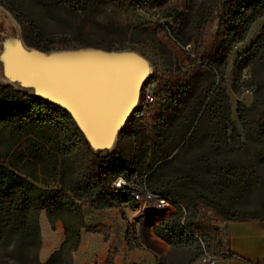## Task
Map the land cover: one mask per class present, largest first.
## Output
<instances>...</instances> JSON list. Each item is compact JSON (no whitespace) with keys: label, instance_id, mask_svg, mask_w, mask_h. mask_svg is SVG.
<instances>
[{"label":"trees","instance_id":"obj_1","mask_svg":"<svg viewBox=\"0 0 264 264\" xmlns=\"http://www.w3.org/2000/svg\"><path fill=\"white\" fill-rule=\"evenodd\" d=\"M116 1L127 2L130 8L143 11L161 8L165 3V0H109L112 4ZM37 2L45 7L62 8L73 13H85L90 5L89 0ZM217 7L213 19L218 20V32L205 35L201 32L193 57L199 61L196 64L197 71L204 70L212 76L216 67L217 76L221 77L230 44L241 41L252 22L264 15V0H219ZM167 9L173 20L178 22L177 25L183 26L185 14L190 10L189 0H174ZM20 36L27 47L45 52L79 47H102L106 50L127 48L119 42L103 46L44 42L33 37L23 25ZM220 38L222 43L219 42ZM190 40L187 38L182 41L181 46ZM219 43L223 48L218 47ZM261 55H264V24L252 45L236 56L234 71L240 72ZM187 76L184 74L178 79L183 82ZM161 78L157 70L147 78L155 83V98L156 90L160 94L165 92L167 96L171 86L177 82L163 81ZM222 87L223 79L217 88ZM213 93L212 87H209L197 99L179 138H172L168 143L162 139L163 125L159 126L156 115H148L154 102L140 120L131 115L127 118L117 135L113 150L108 153L94 152L63 108L10 84H0V256L15 264H40L41 213H44L50 224L59 221L64 232L62 244L43 264H73L72 256L79 246L82 231L101 236L105 241L110 237L113 240L119 239V225H87L84 209L94 212L111 208L120 210L122 205L132 203L127 192H109L112 180L119 175L128 179L132 176L139 178V174L146 173L142 178L145 186L146 175L150 177L159 174L162 168L171 163L169 161L175 156L176 148L192 137L199 119L204 120L205 125L198 131L197 143H227L230 135L238 131L237 124H240L241 129L250 132L264 147V111L256 117L251 104L245 105L238 101L233 120L228 95L224 94L220 105ZM221 108L224 109L223 116L218 112ZM147 115L154 119L151 124L145 122ZM124 138L128 143L127 149L121 147ZM219 149L214 148V153H219ZM202 160L189 170V174L183 172L180 176L170 177L163 182L161 190L150 192L174 202V214L154 224L153 234L170 249L185 250L187 264L200 259L204 253L212 254L219 242L221 225L228 222L264 221V212L243 214L230 211L224 205L213 203L198 193L195 190V185L201 182L198 174H206L211 178L213 173L217 188H232L235 194L239 192L241 183L249 179L244 171L242 179L237 180V168L234 166L219 167ZM208 185L204 187L209 188ZM132 235L129 227L123 232L127 249L132 248ZM117 254V247H112L104 264H115ZM214 255L218 257L222 254ZM155 264L175 263L161 255L155 259Z\"/></svg>","mask_w":264,"mask_h":264},{"label":"rangeland","instance_id":"obj_2","mask_svg":"<svg viewBox=\"0 0 264 264\" xmlns=\"http://www.w3.org/2000/svg\"><path fill=\"white\" fill-rule=\"evenodd\" d=\"M218 1L189 0L190 10L185 14L186 20L182 26V24L177 25L178 22L173 20L167 9L174 0H165L161 8L148 11L130 8L127 2L116 1L112 4L109 0H89L90 5L85 13L45 7L37 0H0V39L9 31L21 33L23 25L33 37H38L44 42L72 46L84 44L103 46L119 42L126 45V49L140 53L149 61L151 73L157 70L163 81L177 80L175 85L171 86V92L167 93V96L165 92L160 94L159 90H156L155 104L148 114L156 115L159 126L163 125L162 139L168 143L172 138H179L190 118L191 108L209 87H212L213 94L218 98L217 103H221L220 105H222L224 94L228 95L233 120H235L234 110L238 101L245 105L251 104L255 109L256 117L264 111V55L253 60L238 73L233 69L236 56L246 51L261 31L264 15L252 22L241 41L230 44L221 77L217 76L214 65L212 76L204 70L196 69L199 61L193 55L199 34L218 32V20L213 19L218 8ZM204 18L206 20L201 28ZM187 38L191 40L181 46L182 41ZM221 41L222 38L219 42ZM218 47L223 48V45L219 43ZM184 74L188 75L187 82L178 79ZM168 77L171 78L167 80ZM221 79H223V87L217 88ZM6 82L0 73V84H6ZM14 87L17 89L16 86ZM22 91L30 93L28 90L22 89ZM218 112L223 116L224 109L221 108ZM148 115L145 122L151 124L154 119ZM203 124L204 120L197 121L192 137L176 148V154L167 167L162 168L159 174L154 176L146 175L144 188L149 192L159 191L165 180L180 176L183 172L189 174V170L203 159L201 162H210L219 167L234 166L237 168V180L242 179L244 171L249 175V179L246 183H241L239 194H235L232 188H217L213 173L211 178H208L206 174H198L201 180L200 184L195 185L198 193L209 198L213 203L224 205L230 211L243 214L263 213V145L250 132L241 129L240 124H237L238 131L230 135L227 143L225 141L217 144L200 141L197 143L198 131ZM127 146V142L121 144V147L126 149ZM216 147L220 148L219 153H214ZM0 151L2 152V146ZM145 174H139L141 176L139 178L142 180ZM207 185L209 188L204 187ZM125 208L126 215L120 213L118 209L107 213H96L87 208L84 209V220L87 225L96 223L105 226L119 225L121 232L119 239L113 240L110 237L105 241L101 236L82 231L79 246L72 256L73 264H104L108 253L115 246L118 249L114 259L116 264H155V259L159 257L156 256V252L159 251L161 256L163 244L153 234L154 224L147 223L145 220L146 225L140 226L141 220L137 217L135 205L125 204ZM168 213L163 212L159 217ZM128 227L133 232L130 236L131 249H127L123 241V232ZM39 228L41 246L38 251V262L43 264L62 244L64 232L59 221L53 224L48 223L44 213L39 216ZM199 243L203 250L200 240ZM186 257L187 255L183 256V258ZM0 264L15 263L0 256Z\"/></svg>","mask_w":264,"mask_h":264},{"label":"water","instance_id":"obj_3","mask_svg":"<svg viewBox=\"0 0 264 264\" xmlns=\"http://www.w3.org/2000/svg\"><path fill=\"white\" fill-rule=\"evenodd\" d=\"M0 73L6 84L66 110L89 147L109 153L151 67L131 49L45 52L27 47L20 33L9 31L0 39Z\"/></svg>","mask_w":264,"mask_h":264},{"label":"crops","instance_id":"obj_4","mask_svg":"<svg viewBox=\"0 0 264 264\" xmlns=\"http://www.w3.org/2000/svg\"><path fill=\"white\" fill-rule=\"evenodd\" d=\"M126 140H122V143ZM120 211L126 215L125 205L121 206ZM111 208L96 213H107L115 211ZM175 208L167 214H174ZM166 217V218H167ZM218 245L212 254H222L216 257L213 264H264V221H244V222H228L220 227V236ZM160 253V252H159ZM156 252V256H160ZM185 250L170 249L163 244V252L169 261L175 264H187V260L183 258ZM115 259V258H114ZM124 262V259H123ZM114 263L116 264L115 260ZM188 264H202L198 259Z\"/></svg>","mask_w":264,"mask_h":264},{"label":"built area","instance_id":"obj_5","mask_svg":"<svg viewBox=\"0 0 264 264\" xmlns=\"http://www.w3.org/2000/svg\"><path fill=\"white\" fill-rule=\"evenodd\" d=\"M155 99V83L146 79L141 87L139 99L130 114L132 118L140 120L154 104ZM109 192L111 194L127 192L137 212L144 211L145 220L150 224H156L165 219L168 215L159 217L160 214L168 213L174 207V202L171 199L148 192L144 188L142 180L136 176L129 179L121 175L116 176L110 184ZM216 257L214 254L204 253L200 260L202 264H213Z\"/></svg>","mask_w":264,"mask_h":264},{"label":"bare ground","instance_id":"obj_6","mask_svg":"<svg viewBox=\"0 0 264 264\" xmlns=\"http://www.w3.org/2000/svg\"><path fill=\"white\" fill-rule=\"evenodd\" d=\"M137 217L140 218L141 222H140V226H145L146 222H145V213L144 211L141 212H136Z\"/></svg>","mask_w":264,"mask_h":264}]
</instances>
